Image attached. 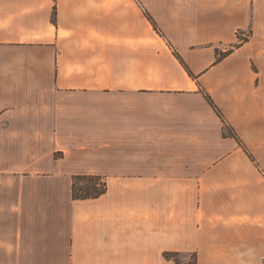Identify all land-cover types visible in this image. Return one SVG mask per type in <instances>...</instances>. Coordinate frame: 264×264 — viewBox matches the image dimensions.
I'll return each mask as SVG.
<instances>
[{
  "label": "crops",
  "instance_id": "crops-1",
  "mask_svg": "<svg viewBox=\"0 0 264 264\" xmlns=\"http://www.w3.org/2000/svg\"><path fill=\"white\" fill-rule=\"evenodd\" d=\"M165 251L264 264V0H0V264Z\"/></svg>",
  "mask_w": 264,
  "mask_h": 264
},
{
  "label": "trees",
  "instance_id": "trees-1",
  "mask_svg": "<svg viewBox=\"0 0 264 264\" xmlns=\"http://www.w3.org/2000/svg\"><path fill=\"white\" fill-rule=\"evenodd\" d=\"M148 19L151 20L149 16H148ZM153 27L154 29L159 31L158 28L154 24H153ZM243 41L244 39L242 37H239L238 44H241ZM229 52L230 50H227L226 52H223V53L219 50H216V61L220 60L223 56H225ZM184 67L187 68L185 65ZM202 94L205 100L208 102V104L214 109V111L223 121L224 119L222 117V114L220 113L219 109L216 107V105L212 101L211 97L206 92H202ZM224 128L228 130L227 135L236 139V141L240 144V146L243 148L246 154L251 158V160H254L253 156L251 155V153L248 152L247 148L240 141L239 137L235 134L234 131H232L230 127H228L226 123H224ZM106 190H107L106 178L102 175H99V174H72L71 175V198L72 200L96 199L100 197L101 195H103L106 192ZM163 256L165 259L173 261L174 264H180L178 260L176 259V256H178L176 252L165 251L163 252ZM183 264H197L195 254L192 255L191 263H183Z\"/></svg>",
  "mask_w": 264,
  "mask_h": 264
},
{
  "label": "rangeland",
  "instance_id": "rangeland-1",
  "mask_svg": "<svg viewBox=\"0 0 264 264\" xmlns=\"http://www.w3.org/2000/svg\"><path fill=\"white\" fill-rule=\"evenodd\" d=\"M226 133H228V130L225 129ZM176 259L178 260V262L180 264H183V263H191L192 262V255H186V256H176Z\"/></svg>",
  "mask_w": 264,
  "mask_h": 264
}]
</instances>
